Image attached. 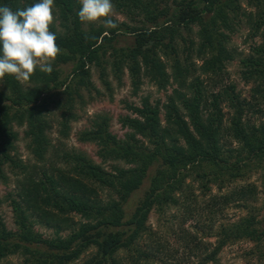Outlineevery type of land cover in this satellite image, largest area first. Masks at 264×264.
Masks as SVG:
<instances>
[{
    "label": "trees",
    "instance_id": "16d2710c",
    "mask_svg": "<svg viewBox=\"0 0 264 264\" xmlns=\"http://www.w3.org/2000/svg\"><path fill=\"white\" fill-rule=\"evenodd\" d=\"M38 2L0 0V6L16 11ZM242 2L254 11L244 9ZM112 3L127 16H142L143 24L150 28L125 27L123 32L119 31L123 25L108 30L94 25L83 28L77 15L79 0H54L63 29L58 32L50 25L61 49L55 62L74 65L69 81L61 79L54 68L51 73L37 68L24 84L7 74L0 80V179L5 180L4 166L18 169L23 177L18 182L21 202L13 201L17 233L9 232L0 218V260L20 254L24 257L22 264H122L118 254L124 251L129 264L148 262L149 255L141 251L138 242L153 234L147 225L149 214L153 209L161 212L183 206L192 196L188 179L197 182L203 192L212 185L220 192L237 180V191L230 190L211 201L218 212L229 204L244 212L237 221L219 227L212 250L196 235L181 236L188 250L194 249L193 256H198V246L202 248L198 264H217L221 249L239 241L256 246L251 256L257 252L264 256V226L253 206L258 191L247 182L250 174L259 173L264 195V0H173L171 5L164 0ZM242 19L251 26L252 36L261 38L251 53L240 59L241 78L253 85L247 99L236 95L233 87L213 91L223 76L225 62L233 58L226 48L228 35L224 32L233 31ZM193 27L198 28L197 42L184 37V32L190 35ZM120 34L132 37L126 49L114 46ZM192 53L202 61L196 69L209 77L206 84L198 77L188 81L194 75ZM106 56L115 79L120 80L123 66L127 69L134 92L143 77L160 89L172 84L177 88L164 105V124L159 119V107L148 100L143 99L141 107H132L136 117L121 118L122 125L132 131L123 140L109 131L108 117L98 115L90 129L78 135L80 142L97 146L100 163H96L80 151L52 146L45 134L46 116L51 104L63 110L59 111V134L66 137L69 123L76 119L75 100L82 98V90H95L90 67L99 68L102 82L109 86L103 66L108 61ZM165 62L170 64V73L166 72ZM62 94L64 102L54 98ZM222 102L234 110L227 126ZM22 127L35 162L30 167L15 155V129ZM230 139L237 141V148H227L225 140ZM105 165H111V170ZM151 169L148 188L127 217L125 205ZM104 191L108 193L106 199L101 197ZM182 194L186 196L184 201ZM69 215L84 221L73 228ZM34 217L56 232L70 231L64 238L57 235L44 239L33 231L30 220ZM91 249L95 252L85 255Z\"/></svg>",
    "mask_w": 264,
    "mask_h": 264
},
{
    "label": "rangeland",
    "instance_id": "374dc122",
    "mask_svg": "<svg viewBox=\"0 0 264 264\" xmlns=\"http://www.w3.org/2000/svg\"><path fill=\"white\" fill-rule=\"evenodd\" d=\"M164 1H166L168 5H171L173 0ZM159 5L160 7L162 6L160 3ZM242 7L247 11L252 10L246 5V2H242ZM56 12L57 10L54 9L55 19L53 26L57 28L56 31L60 32L63 29L61 28ZM116 12L118 15L115 19L118 25H123L119 28L120 32H123L125 27L150 28L149 24H143L144 19L142 16H134L133 18L117 10ZM90 25L104 27L102 22H95L83 23V28ZM105 29L108 30V28ZM197 30V27H193L190 35L184 32V37H189L197 42ZM252 32L251 26L245 19H242L239 26L234 25L233 31L224 32L228 35L226 48L229 53L232 54L233 58L225 62L222 73L223 76L219 80V83L213 87L215 93H218L223 88L233 87L236 95L240 94L242 98H249L250 89L253 85L251 83L246 84L242 80L240 75V59L248 56L251 53V48L261 42V38L253 37ZM131 42L132 37L130 35L120 34V36L114 40V46L116 48L126 49L131 45ZM182 44L183 42L181 41V45ZM105 59L108 61H106L103 66L106 68L105 78L109 86H106L102 82L100 78V69L95 66L90 67V79L95 90H92L91 93L82 90L80 93L82 98L75 100L73 112L76 115V119L69 123V134L66 137L59 134L62 128V119L59 111L63 110H59L54 104H51L46 116L47 128L45 134L52 146H62L63 149L66 150L80 151L93 159L96 163H100L96 154L97 146L91 142H80L78 140V135L81 131L90 129L92 122L96 120L98 115H105L108 117L109 131L116 136V138L123 140L127 135L131 134L132 131L122 125L121 118L126 116L131 118L136 117L132 107H141L142 100H148L152 106L156 105L159 107V119L162 124H164V105L168 103V97H170L174 89L177 88V85L172 84L168 85L165 89H160L146 77H143L137 91L134 92L132 80L129 77L127 69L123 66L120 80L115 79L112 74L110 59H108L107 56ZM190 60L195 67L193 65L194 75L190 77L188 81L192 82L195 77H198L200 81L206 84V80L208 81L209 77L196 69L201 65L202 61L193 53L190 56ZM163 61H165V58ZM165 63L167 65L166 72L170 73V64L168 62ZM52 67L59 71L61 79L64 80L67 78L66 81H69L70 73L74 65L72 63L62 65L54 61ZM20 83L24 84L25 81H20ZM187 94L189 96L191 95L189 91H187ZM54 98L64 102L66 97L62 94ZM220 106L223 113L224 125L227 126L233 116L234 110L229 107L227 102H222ZM24 130L25 127L15 129V131L18 132V140L15 143V155L19 158L20 163L30 167L35 162L27 147L28 141L25 140ZM136 138L140 139V136ZM225 142L227 148H237L236 140L230 139L225 140ZM109 166L111 167V165ZM105 167L111 170L108 165H105ZM3 174L5 180L0 179V218L9 232L17 233L13 201L16 203L21 202L19 197L20 183L18 182H21L23 177L18 169H13L9 166L3 167ZM152 174L153 169L149 171L141 188L129 198L128 203L125 205L127 217L130 216L137 202L143 197L148 188ZM247 182L253 183L257 187L258 194L253 202V206L255 207L256 214L261 220V225L264 226V195L261 193L262 186L259 173L250 174ZM186 183L191 185L192 196L187 202L185 201L183 206L171 207L161 212L153 209L149 214L147 225L153 234L148 238L144 237L138 242V247L141 251L149 255L148 262L146 261L143 264H198L203 255L202 248L198 246L196 250L199 254L196 257L193 256L194 249L192 252L189 251L185 241L181 239V236L185 233L196 235L198 239L201 238L207 249L212 250L216 246L218 240V237L214 236V234L218 232L219 227L227 223L235 222L239 217L244 215V212L238 211L237 207L233 204H229L224 211L218 212L217 208L213 207L211 201V199L217 195L229 193L230 190L237 191V180L220 192H218L217 187L214 185L210 186L208 192H203L197 182L188 179ZM107 194L108 193L104 191L101 195L102 199H106ZM181 198L183 201L186 200L185 194H182ZM68 217L74 222L75 226L73 228L77 227L79 225L78 223L84 221L81 217L76 215H69ZM30 221L33 231L40 234L44 239L53 238L57 235L64 238L70 231V229H65L56 232L55 229L45 225L43 220H40L38 217H34ZM255 247L253 243L247 241L228 244L219 252L217 264H264V256L259 255L258 252L253 256L250 255V252H252L251 250L256 249ZM94 252L95 250L91 249V251L87 252L85 255ZM118 258L121 259L122 264H129L127 261V253H124V251L118 254ZM23 259L24 257L20 254L9 255L2 258L0 264H22ZM78 263H80V261L74 264Z\"/></svg>",
    "mask_w": 264,
    "mask_h": 264
},
{
    "label": "clouds",
    "instance_id": "9594fccd",
    "mask_svg": "<svg viewBox=\"0 0 264 264\" xmlns=\"http://www.w3.org/2000/svg\"><path fill=\"white\" fill-rule=\"evenodd\" d=\"M79 3L77 15L81 22H102L108 29L118 27L112 0ZM54 19V0H39L16 11L0 6V80L7 74L17 81H28L37 68L44 73L53 71L52 64L61 53L57 36L50 31Z\"/></svg>",
    "mask_w": 264,
    "mask_h": 264
}]
</instances>
